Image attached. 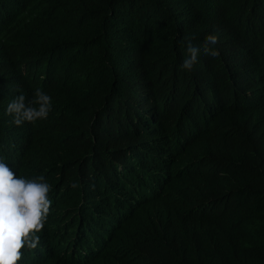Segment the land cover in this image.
Returning <instances> with one entry per match:
<instances>
[{
    "label": "trees",
    "instance_id": "16d2710c",
    "mask_svg": "<svg viewBox=\"0 0 264 264\" xmlns=\"http://www.w3.org/2000/svg\"><path fill=\"white\" fill-rule=\"evenodd\" d=\"M0 159L50 185L19 264H264V0H0Z\"/></svg>",
    "mask_w": 264,
    "mask_h": 264
},
{
    "label": "clouds",
    "instance_id": "9594fccd",
    "mask_svg": "<svg viewBox=\"0 0 264 264\" xmlns=\"http://www.w3.org/2000/svg\"><path fill=\"white\" fill-rule=\"evenodd\" d=\"M217 35H208L203 44L196 47L185 38L188 56L182 67L191 71L198 63L201 50L210 57L219 55L215 48ZM19 91V90H18ZM12 123L21 126L25 122L35 123L47 119L51 111V97L37 88L33 98L26 102L24 94L15 96L7 106ZM73 188L78 185L73 184ZM50 185L43 175L27 179L17 177L9 166L0 159V264H19L23 251L37 249L47 222L52 200L49 198Z\"/></svg>",
    "mask_w": 264,
    "mask_h": 264
}]
</instances>
